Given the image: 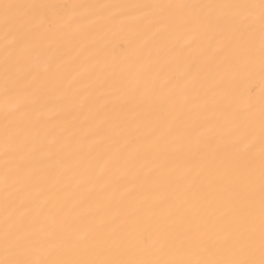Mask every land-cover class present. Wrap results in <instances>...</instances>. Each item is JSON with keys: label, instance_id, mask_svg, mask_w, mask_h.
<instances>
[{"label": "snow or ice", "instance_id": "6c2138e0", "mask_svg": "<svg viewBox=\"0 0 264 264\" xmlns=\"http://www.w3.org/2000/svg\"><path fill=\"white\" fill-rule=\"evenodd\" d=\"M0 38V264H264V0H0Z\"/></svg>", "mask_w": 264, "mask_h": 264}, {"label": "bare ground", "instance_id": "6f19581e", "mask_svg": "<svg viewBox=\"0 0 264 264\" xmlns=\"http://www.w3.org/2000/svg\"><path fill=\"white\" fill-rule=\"evenodd\" d=\"M42 2H59V3H84V4H95V3H141V2H157V0H42ZM172 2H193V0H172ZM3 41L0 38V47H2ZM116 55H120L126 47L125 36L121 33L120 37L115 39L111 45ZM76 56V52H72L71 56H66L65 60L68 62L66 72L69 75V79L72 75H75L76 66L83 61L81 57L75 64H72V57ZM240 92L247 96L249 89H251V95L254 97L253 103L259 106V94H260V83L257 78L255 81H243L239 85ZM5 105V99L2 93H0V113L3 112ZM49 116L51 117L50 127L55 129L56 133L61 132L64 128L71 126L72 122L76 120L78 113L75 110H69L68 108L53 107L49 110Z\"/></svg>", "mask_w": 264, "mask_h": 264}]
</instances>
